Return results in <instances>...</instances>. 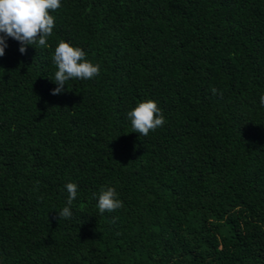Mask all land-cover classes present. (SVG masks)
Wrapping results in <instances>:
<instances>
[{"label": "trees", "instance_id": "obj_1", "mask_svg": "<svg viewBox=\"0 0 264 264\" xmlns=\"http://www.w3.org/2000/svg\"><path fill=\"white\" fill-rule=\"evenodd\" d=\"M0 264H264V0H0Z\"/></svg>", "mask_w": 264, "mask_h": 264}]
</instances>
